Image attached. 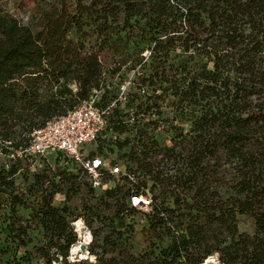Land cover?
I'll use <instances>...</instances> for the list:
<instances>
[{
  "label": "trees",
  "instance_id": "trees-1",
  "mask_svg": "<svg viewBox=\"0 0 264 264\" xmlns=\"http://www.w3.org/2000/svg\"><path fill=\"white\" fill-rule=\"evenodd\" d=\"M37 6L29 22L0 7L2 143L24 148L35 129L97 91L100 108L115 105L106 138L89 154L112 156L125 174L106 172L109 186L98 193L61 152L36 170L25 157L3 156L0 264L65 258L78 217L93 231L96 264H203L211 256L264 264V0ZM134 194L151 200L139 240L124 226L141 213L129 204Z\"/></svg>",
  "mask_w": 264,
  "mask_h": 264
},
{
  "label": "built area",
  "instance_id": "built-area-1",
  "mask_svg": "<svg viewBox=\"0 0 264 264\" xmlns=\"http://www.w3.org/2000/svg\"><path fill=\"white\" fill-rule=\"evenodd\" d=\"M94 93L88 100L83 101L66 114L54 117L42 127L35 129L31 133L28 145L24 148L13 151L8 147L10 142L2 143L0 139V145H4L9 150V153L4 155L0 147V156H5L7 159L25 157L30 162L31 170H36V168L41 167L43 159L51 154L61 152L81 166L94 188L105 185L102 183V178L106 172L115 176L125 174L120 164L112 162L110 157L101 154H89L90 150H95L101 138H106L107 115L115 105L114 101L108 107L100 108L96 104L98 92L95 91ZM118 99L125 101V85L121 87ZM129 204L139 210L149 211L151 200L148 194H134L131 195ZM70 224L76 239L70 245L68 255L65 258L61 254L55 253L52 264H73L78 261H89L91 264H96V255L90 252L93 241L90 228L81 217L73 219ZM79 228H81L82 233H80ZM145 247L144 243L139 245L140 249ZM208 259L203 264H221L217 260V256H211Z\"/></svg>",
  "mask_w": 264,
  "mask_h": 264
},
{
  "label": "rangeland",
  "instance_id": "rangeland-1",
  "mask_svg": "<svg viewBox=\"0 0 264 264\" xmlns=\"http://www.w3.org/2000/svg\"><path fill=\"white\" fill-rule=\"evenodd\" d=\"M53 0H0V7L10 15L17 17L25 22H29L30 20H34L36 12H37V3L41 4V7H45L46 4L52 2ZM105 153V152H104ZM112 157V156H110ZM113 158V157H112ZM7 165V160L3 158V156H0V165ZM108 184H105L103 186H100L97 188L96 192L100 193L105 188H108ZM58 202V201H57ZM60 202V201H59ZM141 213L137 214L135 216H130L125 219L124 226H127L128 224L133 225V231H135L134 234L136 235V240H139V234L142 229V227L145 225V216L142 215V213H148L147 210H140ZM27 212L22 211V214L26 215ZM127 224V225H126ZM97 225L96 223L94 226ZM240 229H249V223L245 220H242L239 224ZM102 232L99 233V238L102 237L103 233L108 230L107 227L105 229H101ZM92 231V229H91ZM93 232V231H92ZM32 236L34 239V242H41L43 240L41 234L39 232L33 231ZM136 243V241H134ZM138 248V244H137ZM98 252H100V248L96 249ZM37 259H34L33 263H35ZM89 262V261H87Z\"/></svg>",
  "mask_w": 264,
  "mask_h": 264
},
{
  "label": "crops",
  "instance_id": "crops-1",
  "mask_svg": "<svg viewBox=\"0 0 264 264\" xmlns=\"http://www.w3.org/2000/svg\"><path fill=\"white\" fill-rule=\"evenodd\" d=\"M56 201H62L63 200V196L62 195H56L55 197Z\"/></svg>",
  "mask_w": 264,
  "mask_h": 264
},
{
  "label": "bare ground",
  "instance_id": "bare-ground-1",
  "mask_svg": "<svg viewBox=\"0 0 264 264\" xmlns=\"http://www.w3.org/2000/svg\"><path fill=\"white\" fill-rule=\"evenodd\" d=\"M79 230H80V233H82V230H81V228H79ZM208 260H211V259H208Z\"/></svg>",
  "mask_w": 264,
  "mask_h": 264
},
{
  "label": "water",
  "instance_id": "water-1",
  "mask_svg": "<svg viewBox=\"0 0 264 264\" xmlns=\"http://www.w3.org/2000/svg\"><path fill=\"white\" fill-rule=\"evenodd\" d=\"M82 249H83V246H82Z\"/></svg>",
  "mask_w": 264,
  "mask_h": 264
}]
</instances>
